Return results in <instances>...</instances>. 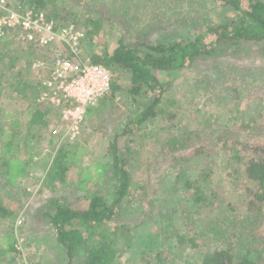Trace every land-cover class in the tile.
<instances>
[{"label": "trees", "instance_id": "obj_1", "mask_svg": "<svg viewBox=\"0 0 264 264\" xmlns=\"http://www.w3.org/2000/svg\"><path fill=\"white\" fill-rule=\"evenodd\" d=\"M209 1L213 8L204 12L192 8L183 18L165 20L160 7L134 0L141 28L133 32L128 23L118 28L111 22V31L118 28L120 35L109 47L105 35L98 37L107 20L103 6H91L89 0H68L67 6L58 0H13V5L43 11L57 26L83 28L78 55L65 46L61 51L70 60L87 58L104 65L112 79L109 91L87 107L81 134L73 140L54 137L51 129L60 123L59 107L37 101L41 79L52 69L32 68L37 59L51 64V53L20 43L11 31L0 39V79L8 76L9 91L27 105L23 114L0 121V264H9L20 252L13 230H6L7 221L19 209L14 198L27 194L20 178L29 175L40 152L33 142L44 138L59 140L46 167L45 187L67 184L71 166L81 161L79 153L97 152L104 160L98 171L104 192L88 191L84 206L71 204L65 196L51 197L32 212L52 242L65 248V255L51 264H123L125 252L138 257L137 264H264V236L251 230L264 221V116L256 111L237 122L227 118L216 129L197 131L182 124L171 89L172 75L193 73L202 86L210 79L201 77L207 64L253 58L251 51L264 57V0ZM77 6L87 10L81 14ZM236 89V97L242 96ZM110 118L114 122L108 127L105 122L101 152L96 145L89 147L93 131ZM217 165L225 168V185H213ZM147 212L154 226L148 245H139L134 228L146 222ZM192 212L200 215V223ZM21 230L17 233L27 234ZM188 248L195 250L190 253Z\"/></svg>", "mask_w": 264, "mask_h": 264}, {"label": "rangeland", "instance_id": "obj_2", "mask_svg": "<svg viewBox=\"0 0 264 264\" xmlns=\"http://www.w3.org/2000/svg\"><path fill=\"white\" fill-rule=\"evenodd\" d=\"M7 1L10 4H13V0ZM58 1L60 4H63V6H67L68 0ZM132 1L134 0H89L91 6L96 5V7H105L104 15L107 17V20H105V25L99 32L98 37L101 38V36L103 37V35H105V37L108 38L109 47L114 44L116 38L120 35L118 28L123 27V24L128 23L129 26H134L132 27L133 32L141 28L139 22L140 19H138V16L134 13L136 7H134ZM144 1L145 0H142V5L145 4ZM147 2L150 3L147 5L151 6L152 9L155 5L160 7V16L165 18V20H169L173 18V16L183 18L185 17L186 12L191 11L192 8L196 9L197 13H200L201 11L204 12L208 8H213V5L209 0H147ZM140 3L141 1H139L138 4L140 5ZM199 8H201V10ZM77 9H79L81 14L87 10L83 8L80 10L79 7ZM174 13L177 15H174ZM133 18L137 19L133 20ZM111 22L114 24L117 22L116 26H118V28L112 29L111 31L109 28ZM103 30L105 31V34H102L104 33ZM243 52H246L245 49ZM249 54H252L251 56L253 58L247 57L242 61L238 59L237 62L207 64V67L204 68L206 70H203L204 72L202 71L203 74H201V77L203 76L202 78L207 77L210 79L209 81L207 80V82H204V85L202 86L201 83L192 77L193 73L192 75H187L182 72L181 75L178 74L175 78L172 75L173 82L171 84V89L172 91L175 90L174 94H176L175 98L176 103L178 104V113L183 125L190 124L191 126H194L197 131H200L201 127L205 130H212L216 129L221 125L220 122H223L227 118L231 119V123L237 122L239 118L249 117L256 111L262 113L264 116V112H262V110L264 111V102L261 101L264 97H259L260 94L264 95V93H262L264 92V70L259 69V66L264 64V57H258L253 51ZM245 69L247 71H245ZM7 79L9 80L8 76H4L0 79V121L2 124H4L3 118L10 119L19 114H23L27 107L24 99L17 95H13L9 91L11 90L10 84L5 81ZM235 86H237L236 90H238V92H242V96L236 97V92L234 91ZM238 86H240L239 89ZM118 96L119 94L116 93V102L120 101ZM261 108L262 110H260ZM114 112L118 114L120 111L115 108ZM96 115L97 114H94V116ZM105 122L108 127L114 121L111 118L103 120L100 123L101 125L97 126L93 131L90 141L87 144L91 148L96 145L94 147L97 151L102 150L101 144L105 140ZM49 130L50 129L48 128V131ZM81 132L82 131H80L79 134H81ZM87 132L89 133L90 130ZM53 135L54 137L59 136L58 134ZM208 139V136L203 137L202 142L204 143ZM49 140V138H44V140L37 145L33 142L35 145V152H40L33 159V164L28 171L29 175L20 178V180L26 184L27 194H24L20 198H14L16 204L19 202V209L15 216L8 219L6 226L8 228L6 230L11 231V228L15 236L18 237L20 234L17 233V228H20L22 229L21 231H26L28 235L24 234L25 232L23 233L25 243L21 246L19 253H15L16 255L11 256L12 259L9 264H30L37 260L40 264H51L52 260H59L65 255V248L55 241L52 242V238L46 234V231H44L43 228L35 222L34 218L31 217L35 208L49 198L55 196H65L67 201L71 204L78 206L80 203L84 206L87 202L84 197L87 195L88 191L92 192L95 189H100L101 192L105 191L103 177L100 172L98 173L101 169L100 167L103 166L101 162L104 160L100 158L99 155H95L97 152H92L90 156L88 154L84 155V153L78 154L83 162H74L71 166L69 181L67 184L63 185L56 183L57 186L55 185V187L43 186L42 181L46 174V167L49 165L48 163L54 155V150H56L59 144V140L56 142ZM80 141H82V139ZM79 145L80 148L83 147V145ZM74 148H78V146ZM224 169L225 168H222L219 165L215 167L213 185H217L218 183L225 185L224 182L226 181L223 179L228 176L225 174ZM82 181L84 183H82ZM168 183L169 182L167 181L166 184ZM160 188H162V186ZM165 190L167 189L165 188ZM14 202L10 199L11 205ZM20 204L23 205L20 206ZM136 207L141 208L138 204ZM191 214V217L194 218L197 223H200V219L198 218L200 215L194 212ZM145 215L146 218L148 217L146 222L134 228L137 237L135 242L139 243V245L147 244V240L149 239L150 233H152L151 230L154 226L152 218H149V212L145 213ZM19 219L21 221L20 223H18ZM25 219L26 223L23 224L22 222ZM263 222L264 221H258L253 225L251 230L254 233L264 236ZM18 224L22 225L17 227ZM25 235H27V237ZM194 250L195 249L189 250L188 248L186 251L193 253ZM132 254L134 256L136 255L135 252ZM7 255L8 253L5 254V257ZM120 260L123 264H137L138 257L132 258L129 256L128 252H125L122 254V257H120Z\"/></svg>", "mask_w": 264, "mask_h": 264}, {"label": "built area", "instance_id": "obj_3", "mask_svg": "<svg viewBox=\"0 0 264 264\" xmlns=\"http://www.w3.org/2000/svg\"><path fill=\"white\" fill-rule=\"evenodd\" d=\"M9 31L20 43H32L51 53V64L43 59L32 63L33 69L41 66H51L52 69L50 76L41 79L42 91L37 101L59 107L60 123L51 129L52 133L75 139L80 133L87 107L96 104L109 91L112 72L87 58L81 62L70 60L61 51V46H65L68 52L78 55L80 41L85 36L83 28L74 24L57 26L41 10L22 8L0 0V39ZM23 241L22 235L17 237V250H21Z\"/></svg>", "mask_w": 264, "mask_h": 264}]
</instances>
